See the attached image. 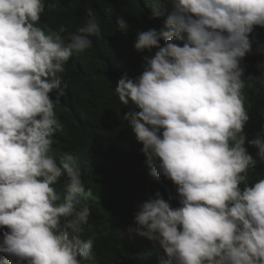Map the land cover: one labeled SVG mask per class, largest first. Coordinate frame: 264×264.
<instances>
[{"label":"trees","instance_id":"1","mask_svg":"<svg viewBox=\"0 0 264 264\" xmlns=\"http://www.w3.org/2000/svg\"><path fill=\"white\" fill-rule=\"evenodd\" d=\"M173 100L216 117L184 169ZM221 194L222 264H264V0H0V222L25 260L167 264Z\"/></svg>","mask_w":264,"mask_h":264},{"label":"clouds","instance_id":"2","mask_svg":"<svg viewBox=\"0 0 264 264\" xmlns=\"http://www.w3.org/2000/svg\"><path fill=\"white\" fill-rule=\"evenodd\" d=\"M171 104L174 106L175 113L169 116V121L175 123L173 127L174 134H165V136L168 144L173 148L174 146H179L184 150L183 152L170 150L172 153H176V160L174 159L176 164L184 169L186 166L195 163L190 162L189 159L199 157L203 152L206 142V134L204 133V136H201V131L198 127L193 128L192 121L194 120L198 125L196 117H199V114L203 116L204 122H207L209 119L214 120L216 117L211 111L202 108H195L188 105L182 108L176 100H173ZM215 107L219 115L220 123L223 125L225 123V112L218 104H215ZM177 122H181V124H177ZM168 161L170 164L172 163V166L174 165L170 157H168ZM200 166L202 172L205 171L203 173L205 178L209 177L208 174L216 167L214 163H206V166L201 163ZM198 172L199 169L189 172V174L194 175ZM227 175L229 176L230 182L236 181L235 170L232 175L228 168ZM200 188L203 189L202 187ZM223 197H225V194H221L220 199L211 202L207 196L205 204L207 206L206 213H200L199 211L192 212L196 219L195 223L192 225H184V228L179 234H171L169 236V240L163 245L166 256L162 252V257L167 264H222L224 262V259L221 257L223 254V244L217 240L218 233L216 232L218 225L215 222V217L219 214L229 212L230 209L229 205H223V201H220ZM211 216L212 218L210 219ZM18 228V222L15 220H11L9 225L0 222V243L7 244L11 250L10 256L8 257L0 255V264H32V260H25L27 254L13 243ZM213 230L214 232H212ZM187 231L191 233L192 241L196 243L195 247L191 249L185 246Z\"/></svg>","mask_w":264,"mask_h":264},{"label":"rangeland","instance_id":"3","mask_svg":"<svg viewBox=\"0 0 264 264\" xmlns=\"http://www.w3.org/2000/svg\"><path fill=\"white\" fill-rule=\"evenodd\" d=\"M173 151L183 152L184 150L181 149L179 146H174ZM174 159L176 160L175 157H174ZM212 232H214V230ZM195 245H196V243L192 241L191 233L189 231H187L186 232V244H185V246L187 248L191 249V248H194ZM10 252H11V250H10L9 246L7 244H4L1 242L0 243V255L4 256V257H8V256H10Z\"/></svg>","mask_w":264,"mask_h":264},{"label":"bare ground","instance_id":"4","mask_svg":"<svg viewBox=\"0 0 264 264\" xmlns=\"http://www.w3.org/2000/svg\"><path fill=\"white\" fill-rule=\"evenodd\" d=\"M186 116V115H185Z\"/></svg>","mask_w":264,"mask_h":264}]
</instances>
